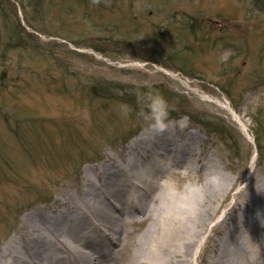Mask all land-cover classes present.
Instances as JSON below:
<instances>
[{"label":"rangeland","instance_id":"1","mask_svg":"<svg viewBox=\"0 0 264 264\" xmlns=\"http://www.w3.org/2000/svg\"><path fill=\"white\" fill-rule=\"evenodd\" d=\"M9 1L0 4V260L12 236L30 241L25 215L53 216L66 192L79 195L86 168L124 162L153 129L140 110L155 91L166 94L169 112L192 116L181 137L197 131L202 161L213 158L233 181L197 247L208 264L241 217L237 208L218 223L232 201L255 187L253 198L264 199L263 3Z\"/></svg>","mask_w":264,"mask_h":264},{"label":"bare ground","instance_id":"2","mask_svg":"<svg viewBox=\"0 0 264 264\" xmlns=\"http://www.w3.org/2000/svg\"><path fill=\"white\" fill-rule=\"evenodd\" d=\"M184 120H168L163 132H144L122 164L110 158L95 174L86 168L79 195L66 192L62 209L53 216L40 209L25 215L30 241L21 242L20 234L12 236L1 251L5 259L0 264L204 262L203 249L197 247L233 181L213 158L202 161L197 131L181 137ZM185 168L201 172L203 195L186 208L178 206L179 194L175 201L161 204L155 196L160 178L173 171L184 178ZM259 190H243L241 199L235 198L225 210L218 222L223 226L238 209L241 217L231 222L225 241L214 248L216 255L208 264H264V242L254 243V238L264 235V199L253 198ZM217 195L221 200L216 205ZM251 207L258 214L243 232L240 226Z\"/></svg>","mask_w":264,"mask_h":264},{"label":"clouds","instance_id":"3","mask_svg":"<svg viewBox=\"0 0 264 264\" xmlns=\"http://www.w3.org/2000/svg\"><path fill=\"white\" fill-rule=\"evenodd\" d=\"M143 107L140 114L143 119L149 122L153 129L163 132L167 128V118L169 106L166 98L155 91H148L142 98ZM127 108V105L124 106ZM181 175L184 176L183 184H180L177 176L173 172H168L159 180V187L155 193L156 199L161 204L175 201L179 194L178 206L186 208L194 205L197 197L203 195L202 185L198 180L193 179L194 173L185 168Z\"/></svg>","mask_w":264,"mask_h":264},{"label":"trees","instance_id":"4","mask_svg":"<svg viewBox=\"0 0 264 264\" xmlns=\"http://www.w3.org/2000/svg\"><path fill=\"white\" fill-rule=\"evenodd\" d=\"M3 1H8L10 2L9 0H0V4L3 3ZM257 2H262V8L264 9V0H257ZM11 31L14 32V33H18V30H17V26H12L11 27ZM144 91V90H143ZM159 94H161L162 92H158ZM161 95H166L165 93L161 94ZM169 104H172V103H169ZM170 115L168 116H176L175 113H172V112H169ZM192 118V116H191ZM193 119V118H192ZM259 145V144H258ZM261 149V147H259V150Z\"/></svg>","mask_w":264,"mask_h":264}]
</instances>
